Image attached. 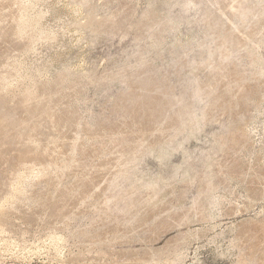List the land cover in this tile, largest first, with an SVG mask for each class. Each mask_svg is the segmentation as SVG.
<instances>
[{"label": "rangeland", "instance_id": "374dc122", "mask_svg": "<svg viewBox=\"0 0 264 264\" xmlns=\"http://www.w3.org/2000/svg\"><path fill=\"white\" fill-rule=\"evenodd\" d=\"M3 1L0 100L48 116L0 264H264V0Z\"/></svg>", "mask_w": 264, "mask_h": 264}, {"label": "bare ground", "instance_id": "6f19581e", "mask_svg": "<svg viewBox=\"0 0 264 264\" xmlns=\"http://www.w3.org/2000/svg\"><path fill=\"white\" fill-rule=\"evenodd\" d=\"M3 1V0H2ZM5 1V0H4ZM3 1V2H4ZM8 1V0H7ZM19 1V0H18ZM2 2V3H3ZM20 2H21V0H20ZM23 2V1H22ZM1 4V3H0ZM22 4V3H21ZM17 5V4H16ZM23 5V4H22ZM26 7H27V5H25ZM23 7V6H22ZM25 7V8H26ZM4 8V7H3ZM20 8V7H19ZM24 8V9H25ZM13 9V8H12ZM17 9V8H16ZM5 10H6V8H5ZM0 11H2V10H0ZM4 11V10H3ZM9 11V10H8ZM11 11V10H10ZM17 11V10H16ZM26 11V10H25ZM19 12H20V9H19ZM14 13H16V12H14ZM24 13V12H23ZM26 13V12H25ZM28 13V12H27ZM26 13V14H27ZM8 14H9V12H8ZM10 14H12V13H10ZM20 14H21V12H20ZM26 14H24V15H26ZM15 15V14H14ZM18 15H19V13H18ZM5 16H7V13H6V11L5 12H2V13H0V23H1V21L2 20H4V19H2V18H5ZM13 16V15H12ZM8 17V16H7ZM17 17H19V16H17ZM30 17V16H29ZM29 17H27V18H29ZM21 18V19H20ZM26 18V17H25ZM31 18V17H30ZM7 19V18H6ZM10 19V18H9ZM13 19V18H12ZM24 19V18H23ZM22 19V17H21V15H20V17L18 18V19H16L15 20V23L13 24L11 21V23L13 24L12 26H13V37H14V41H16V42H18V44H22V43H25V42H23L22 40L24 39L25 40V36H24V34H25V30H26V25L28 24V20H27V23L25 22L26 21V19H24L23 20ZM32 19V18H31ZM8 20V19H7ZM6 20V21H7ZM14 20V19H13ZM34 20V19H33ZM30 21H32V20H30ZM36 21V20H35ZM5 22V21H4ZM4 22H2V23H4ZM34 22V21H33ZM32 22V23H33ZM35 23V22H34ZM9 25H11V24H9ZM29 25V24H28ZM36 25V24H35ZM0 26H1V24H0ZM8 26V25H7ZM11 26V27H12ZM28 27V26H27ZM31 27H32V24H31ZM34 28H35V26H33ZM32 27V28H33ZM29 28V27H28ZM2 29V28H1ZM0 29V30H1ZM31 29V28H30ZM36 29V28H35ZM34 29V30H35ZM3 30H5V29H3ZM27 30H29V29H27ZM32 30V29H31ZM30 31V30H29ZM10 32V31H9ZM35 32V31H34ZM29 33V32H28ZM28 33H26V34H28ZM32 33H33V31H32ZM7 32H0V38H4V36L6 37L7 36ZM10 34H11V32H10ZM9 34V35H10ZM31 34V31H30V33L27 35L28 37H30L29 35ZM34 35H36V34H34ZM32 36V35H31ZM7 37H9V36H7ZM27 37V38H28ZM36 37V36H35ZM35 37H32V38H30V39H33V38H35ZM12 39V38H11ZM11 39H10V41H11ZM36 39V38H35ZM34 39V40H35ZM1 40V39H0ZM4 40H5V38H4ZM9 40V39H8ZM37 40V39H36ZM26 41V40H25ZM27 41H28V39H27ZM26 41V42H27ZM3 42V41H2ZM1 42V43H2ZM31 42V41H30ZM29 42V43H30ZM33 42V41H32ZM31 42V43H32ZM37 42V41H36ZM1 43H0V45H1ZM10 44H11V42H9ZM34 43V42H33ZM7 44V43H6ZM17 44V43H16ZM3 45V44H2ZM12 45V44H11ZM25 46H26V44H24ZM31 45V44H30ZM33 45V44H32ZM6 46V45H5ZM9 46V45H8ZM18 46V45H17ZM1 47V46H0ZM16 47V46H15ZM11 48H13V47H11ZM21 48H22V46H21ZM26 48H27V46H26ZM8 49V48H7ZM19 49V48H18ZM23 49V48H22ZM9 51V50H8ZM15 51H17V50H15ZM22 51V50H21ZM2 52V51H1ZM13 52V51H12ZM18 52V51H17ZM6 54V53H5ZM4 54V55H5ZM0 55H2V54H0ZM8 56L7 57H9L10 59L11 58H13L12 56L14 55H11V54H7ZM9 55H11V57L9 56ZM16 55V54H15ZM6 56V55H5ZM2 57V56H1ZM15 57L16 56H14V59H15ZM4 58V57H3ZM6 58V57H5ZM9 59V60H10ZM13 59V60H14ZM2 60V59H1ZM4 60H6V59H4ZM3 61V60H2ZM1 62V61H0ZM13 62H15V61H13ZM6 63H7V61H6ZM5 63V64H6ZM17 63V62H16ZM16 63H13V65L14 64H16ZM4 64V63H3ZM8 64H11V63H8ZM0 65H2V64H0ZM18 65V64H17ZM6 66V65H5ZM11 66V65H10ZM10 66H8V67H10ZM20 66V65H19ZM0 67H2V66H0ZM4 67V66H3ZM7 67V68H8ZM12 67V66H11ZM15 67H16V65H15ZM14 67V68H15ZM7 68H5V69H7ZM3 69V68H2ZM9 70H10V68H8ZM19 70V69H18ZM18 70H15V71H18ZM1 71L2 70H0V74H1ZM4 71V70H3ZM5 72V71H4ZM3 72V73H4ZM7 72H8V70H7ZM6 74H8V73H6ZM11 75H12V73H10ZM14 74H15V72H14ZM14 74H13V76H14ZM3 75V74H2ZM11 75H10V77H11ZM16 75H18V74H16ZM15 75V76H16ZM17 77V76H16ZM1 78H2V76H1ZM4 78H6V77H4ZM3 78V79H4ZM11 79V78H10ZM9 79V80H10ZM14 78H12V80H13ZM8 80V79H7ZM6 80V81H7ZM1 81V80H0ZM5 81V80H4ZM6 81L5 82H3L5 85H6ZM1 83V82H0ZM2 85V84H1ZM8 86V85H7ZM9 86H10V84H9ZM1 88H3V87H1ZM8 88V87H7ZM5 89V88H4ZM9 89H12V88H8V91H9ZM13 89H14V87H13ZM18 89H19V87L16 89L17 91H18ZM7 91V93H9ZM0 92H2V89H1V91ZM13 92V91H12ZM15 92V91H14ZM40 92H43V91H40ZM11 93V92H10ZM29 94H28V96L27 97H24L22 100H19V101H21V102H19V104H17V106L15 107V105H14V108L13 109H10V110H7V108L9 107L8 106V104H6L5 102H3V100H0V164L1 165H4V164H9L10 162H13V160H15L16 162H18V163H22V162H25V161H27V160H31V159H36L37 157H38V155L36 156V157H33L34 156V149H32V147L30 148V143H32L33 141H34V137H35V135H36V133H37V128H38V126L37 125H33L37 120H38V118H40V117H43V116H48V115H46L47 114V108H45V107H40V105H38L37 106V101L36 102H34V100H35V95L31 92H28ZM37 93V95H38V92H36ZM15 93H13V94H9V95H14ZM4 95V94H3ZM6 95V94H5ZM9 95H7V96H9ZM18 95V94H17ZM23 95V94H22ZM22 95H20V96H22ZM25 95V94H24ZM41 95H43V93L41 94ZM45 96V95H44ZM5 97V96H4ZM16 97V96H15ZM43 97V96H42ZM3 98V97H2ZM1 97H0V99H2ZM12 98V97H11ZM14 98V97H13ZM18 98H20L19 97V95H18ZM22 98V97H21ZM40 98V97H39ZM46 98H48V96H46ZM43 99H45V97H43ZM42 99V100H43ZM8 100H9V98H8ZM15 100H16V98H15ZM18 100V99H17ZM10 101H11V99H10ZM40 101H41V99H40ZM44 101V100H43ZM48 101H49V99H48ZM16 102V101H15ZM39 102V101H38ZM5 103V104H4ZM7 103H9V101L7 102ZM16 103H18V102H16ZM15 103V104H16ZM41 103V102H40ZM45 103H47V102H45ZM149 103V102H148ZM10 104V103H9ZM12 104V103H11ZM49 104V103H48ZM141 104V103H140ZM143 104V103H142ZM42 105V104H41ZM151 106V105H150ZM12 107V106H11ZM143 107H144V105H143ZM10 108V107H9ZM8 108V109H9ZM49 108H50V104H49ZM4 109H6V110H4ZM52 110V109H51ZM141 110V109H140ZM19 111L21 112V113H24L25 115H24V117H23V119L21 120V119H19V120H17L18 118H17V113H19ZM49 112V111H48ZM50 112H52V111H50ZM50 112H49V114H50ZM52 114H53V112H52ZM51 114V115H52ZM23 115V114H22ZM40 120V119H39ZM42 120V119H41ZM40 120V121H41ZM40 121H38L39 123H40ZM46 121V120H45ZM55 122V121H54ZM46 123H47V121H46ZM57 123V122H56ZM32 124V130H30L29 128H31V126H29V125H31ZM38 124V123H37ZM54 123H52V125H53ZM40 125H41V123H40ZM42 125H43V121H42ZM60 125V124H59ZM36 126H37V128H36ZM44 126V125H43ZM45 126H47V124L45 125ZM57 126V125H56ZM56 126H54V127H56ZM51 127V126H50ZM52 128V127H51ZM50 128V129H51ZM29 129V130H28ZM44 129V128H43ZM53 129V128H52ZM52 129H51V132H52ZM42 130V129H41ZM41 132V131H40ZM40 132H39V134H40ZM42 133V132H41ZM48 133V132H47ZM57 133V132H56ZM43 136V135H42ZM45 136H47V134H45L44 135V137ZM49 136V135H48ZM51 136V135H50ZM38 137V136H37ZM51 137H53V136H51ZM54 137H56V135L54 136ZM38 138H41L40 136L38 137ZM37 138V139H38ZM48 138H50V137H48ZM36 139V140H37ZM44 138H42V140H43ZM41 140V139H40ZM54 140V139H53ZM55 140H56V138H55ZM55 140H54V143H52L53 141H51V143L54 145L55 144ZM39 141V140H38ZM46 141V140H45ZM45 141H42L43 142V144H44V142ZM57 142V141H56ZM38 143V142H37ZM36 143V144H37ZM50 143V144H51ZM40 144H41V142H40ZM58 146H59V144H58V142L56 143ZM55 144V145H56ZM45 145H46V143H45ZM47 145H48V142H47ZM54 145V146H55ZM43 146V145H42ZM52 146V145H51ZM35 147H37V145H35ZM40 147V146H39ZM45 147V146H44ZM44 147H42L44 150H46L47 151V149H48V151L50 150V148H48V147H45V148H47V149H45ZM38 148V147H37ZM41 148V149H42ZM53 148H56V147H53ZM52 148V149H53ZM33 150V152H32V150ZM51 149V150H52ZM61 149V148H60ZM43 150V151H44ZM51 150H50V152H51ZM54 150H57V148L56 149H53V151ZM13 152V153H12ZM45 152V151H44ZM56 152V151H55ZM33 153V154H32ZM37 153H39V151L37 152ZM36 153V154H37ZM52 154H53V152H51ZM51 153H48V154H51ZM57 153V152H56ZM35 154V155H36ZM40 154V153H39ZM42 154V153H41ZM55 154V153H54ZM46 155H47V153H46ZM45 155V156H46ZM48 156V155H47ZM56 156V155H55ZM52 157H53V155H52ZM46 158V157H45ZM49 158V157H48ZM54 158V157H53ZM39 159H42L43 160V157H40ZM50 160H51V157H50ZM56 160V159H55ZM54 159H53V161H55ZM33 161V160H32ZM31 161V162H32ZM37 161V160H36ZM51 162V161H50ZM30 163V162H29ZM28 163V164H29ZM52 163V162H51ZM54 163V162H53ZM56 163V162H55ZM16 164V163H15ZM24 164V163H23ZM33 164V163H32ZM35 164V163H34ZM37 165H38V163H36ZM42 164V163H41ZM44 164V163H43ZM42 164V165H43ZM26 165V164H25ZM46 165H47V162H46ZM9 166V165H8ZM12 166V165H11ZM16 166V165H15ZM35 166V165H34ZM5 167H6V165H5ZM4 167V168H5ZM10 167V166H9ZM23 167H25V166H23ZM27 167V166H26ZM36 167V166H35ZM3 168V167H2ZM3 168V169H4ZM9 169V168H8ZM20 169V168H19ZM15 170H16V168H15ZM14 170V171H15ZM18 170V169H17ZM22 170V169H21ZM1 171H2V169H1ZM9 171V170H8ZM5 172V171H4ZM17 172V171H16ZM20 172V171H19ZM8 173V172H7ZM15 174H18V173H15ZM9 176H10V173H9ZM17 176V175H16ZM1 178H2V176H1ZM11 178H12V175H11ZM15 178H17V177H15ZM22 179V178H21ZM9 180V179H8ZM4 182H5V179H4ZM6 183V182H5ZM4 183V185L6 186V184ZM11 183V182H10ZM3 185V184H2ZM2 185H1V187H2ZM11 185V184H10ZM18 186V185H17ZM2 189V188H1ZM2 190H4V189H2ZM10 190V189H9ZM5 191V190H4ZM3 191V192H4ZM2 192V191H1ZM6 192H8V191H6ZM5 192V195H7L8 193H6ZM0 195H2V194H0ZM9 195V194H8ZM0 197H2V196H0ZM9 199V198H8ZM13 199V198H12ZM16 203V202H15ZM16 205H17V203H16ZM0 213H4V212H0ZM1 215V214H0ZM2 216L3 215H1V217L0 218H2ZM4 216H9V214H7V215H4ZM7 218H9V217H7ZM2 220V219H1ZM10 220V219H9ZM3 221V220H2ZM4 221H7L6 219L4 220ZM10 223L9 224H11V221H9ZM7 223H8V221H7ZM4 224H5V222H4ZM6 225V224H5ZM8 225V224H7ZM12 225V224H11ZM10 227V226H9ZM9 227L7 226V228L9 229ZM11 228V227H10Z\"/></svg>", "mask_w": 264, "mask_h": 264}]
</instances>
